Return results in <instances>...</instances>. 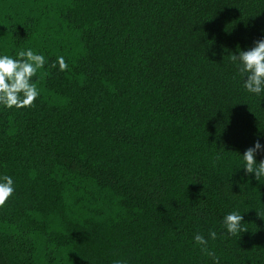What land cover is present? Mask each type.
<instances>
[{"label": "trees", "instance_id": "1", "mask_svg": "<svg viewBox=\"0 0 264 264\" xmlns=\"http://www.w3.org/2000/svg\"><path fill=\"white\" fill-rule=\"evenodd\" d=\"M262 35L264 0H0V54L47 58L0 105V264H264V94L231 61Z\"/></svg>", "mask_w": 264, "mask_h": 264}, {"label": "clouds", "instance_id": "2", "mask_svg": "<svg viewBox=\"0 0 264 264\" xmlns=\"http://www.w3.org/2000/svg\"><path fill=\"white\" fill-rule=\"evenodd\" d=\"M231 61L236 65L237 73L241 76L243 88L253 95L264 94V35L248 50H239L237 54H233ZM46 63V56L32 48L20 50L15 53V56L0 54V105L7 109L32 106L40 96V90L33 77L36 76L38 70L45 67ZM52 67L65 72L69 65L63 55H58ZM257 152H264V144L259 140L241 155L243 164L240 167H243L246 173L253 174V178L259 181L264 178V160L257 162L255 158ZM15 190L13 176L0 174V207H3L13 196ZM221 223L230 235L246 230L242 227V213L236 210L224 215ZM208 238L215 240L217 233L209 231ZM193 241L201 246V251H206L208 239L202 234L194 235ZM207 254L212 257L213 264H220L219 259L212 252H207ZM115 264H122V262L116 261Z\"/></svg>", "mask_w": 264, "mask_h": 264}]
</instances>
